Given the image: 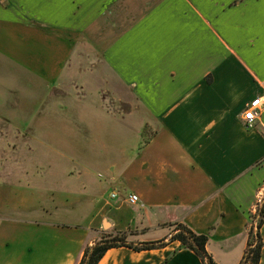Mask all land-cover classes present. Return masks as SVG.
Instances as JSON below:
<instances>
[{
  "label": "crops",
  "instance_id": "obj_1",
  "mask_svg": "<svg viewBox=\"0 0 264 264\" xmlns=\"http://www.w3.org/2000/svg\"><path fill=\"white\" fill-rule=\"evenodd\" d=\"M230 28L250 29L247 50ZM83 37L135 87L149 136L66 94ZM260 95L264 0H0V264H80L105 235L168 241L178 224L239 264L264 195V110L253 129L242 120ZM180 246L116 247L98 264H204Z\"/></svg>",
  "mask_w": 264,
  "mask_h": 264
},
{
  "label": "rangeland",
  "instance_id": "obj_2",
  "mask_svg": "<svg viewBox=\"0 0 264 264\" xmlns=\"http://www.w3.org/2000/svg\"><path fill=\"white\" fill-rule=\"evenodd\" d=\"M232 15V13H228L227 17ZM224 16L226 14L222 15L219 19ZM192 33L195 40H198L196 37L201 39L204 36L208 37L205 28H193ZM229 33L232 40L236 38L238 44H241L239 45L241 50H247V47H249L247 38L251 33L250 29L230 28ZM252 36H254V33ZM208 45L204 43L199 46L204 47ZM227 48L232 50L228 45ZM192 50H194V46ZM65 83L72 87L66 94L88 100V103L91 102V104L96 101L97 115L111 117L115 122L126 126V128H132L135 132L141 131L146 137L152 133V127L154 125L152 118H150V114L137 96L135 87L122 84L117 79L116 74L112 72V69L105 63L100 50L95 49V46L90 44L84 37L75 45L72 57L68 61ZM117 131H124V133L131 135L125 129H119ZM124 143L127 144L128 141L123 139L119 142V145ZM23 144V140L16 142V146H23ZM119 145L118 147H120ZM253 224L255 227L256 223L252 220L250 227ZM161 231L159 230L158 232ZM166 232H169V230L167 229ZM126 237L128 242H136L137 237Z\"/></svg>",
  "mask_w": 264,
  "mask_h": 264
},
{
  "label": "trees",
  "instance_id": "obj_3",
  "mask_svg": "<svg viewBox=\"0 0 264 264\" xmlns=\"http://www.w3.org/2000/svg\"><path fill=\"white\" fill-rule=\"evenodd\" d=\"M256 223L250 227L248 235V248L242 261L239 264H259L262 256L264 243L260 235V229L264 224V201L257 209V213L252 216ZM170 239H161L150 242H128L124 234L109 235L100 238L93 246L87 247L80 264H98L104 254L116 247H127L135 251H145L165 247L170 242H180L181 249L192 250L195 252L204 264H217L213 257L207 251L208 236L197 234L183 224H178L174 229Z\"/></svg>",
  "mask_w": 264,
  "mask_h": 264
},
{
  "label": "built area",
  "instance_id": "obj_4",
  "mask_svg": "<svg viewBox=\"0 0 264 264\" xmlns=\"http://www.w3.org/2000/svg\"><path fill=\"white\" fill-rule=\"evenodd\" d=\"M264 110V95H260L249 101L244 111L242 112V120L245 123L247 129H253L260 119L262 112ZM118 196L117 192H113L111 197L116 198ZM138 196L132 194L128 197V201L131 204L138 202ZM264 196L260 197L258 201V207L263 204ZM257 213V212H256Z\"/></svg>",
  "mask_w": 264,
  "mask_h": 264
}]
</instances>
